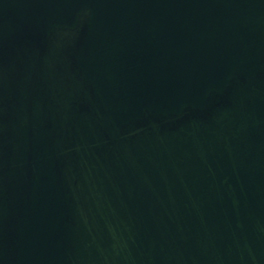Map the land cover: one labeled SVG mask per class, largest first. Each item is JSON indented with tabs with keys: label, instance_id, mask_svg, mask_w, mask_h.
Returning <instances> with one entry per match:
<instances>
[{
	"label": "water",
	"instance_id": "95a60500",
	"mask_svg": "<svg viewBox=\"0 0 264 264\" xmlns=\"http://www.w3.org/2000/svg\"><path fill=\"white\" fill-rule=\"evenodd\" d=\"M0 264H264V0H0Z\"/></svg>",
	"mask_w": 264,
	"mask_h": 264
}]
</instances>
